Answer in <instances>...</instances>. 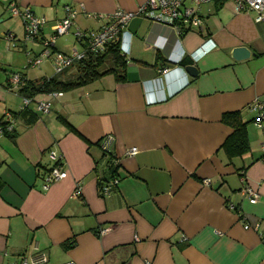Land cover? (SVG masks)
I'll return each instance as SVG.
<instances>
[{"label":"crops","instance_id":"1","mask_svg":"<svg viewBox=\"0 0 264 264\" xmlns=\"http://www.w3.org/2000/svg\"><path fill=\"white\" fill-rule=\"evenodd\" d=\"M10 1L0 0V118L6 110L17 116L0 140V264L40 252L44 264H264L263 129L251 109L264 101V21L256 12L236 10L234 0L214 12L206 1L202 25L180 27L136 13L120 36L124 78L107 73L63 90L41 112L35 106L43 93L25 110L27 94L11 87L10 74L51 76L52 57L24 63L67 5L76 10L73 27L100 29L108 18L97 13L136 11L146 0H16L46 17L37 43L25 38ZM58 36L53 51L85 47ZM238 44L252 55L235 59ZM77 62L61 77L74 75ZM235 110L247 121L250 149L229 156L223 142L234 127L223 116ZM52 149L67 175L46 188L44 176L57 162ZM245 179L259 192L256 201L242 194Z\"/></svg>","mask_w":264,"mask_h":264},{"label":"built area","instance_id":"2","mask_svg":"<svg viewBox=\"0 0 264 264\" xmlns=\"http://www.w3.org/2000/svg\"><path fill=\"white\" fill-rule=\"evenodd\" d=\"M209 0H146L136 11L125 10L121 7L116 8L107 14L103 12L97 13L99 18H108V21L100 29H83L79 26H74V16L76 10L70 5H67V15L56 21L53 24V33L50 37L42 40L43 48L39 53L32 55L26 64V67H36L40 65L46 58L52 57L55 68V74H63L75 62L83 60L89 53H98L106 49L107 44L115 39H119L123 26L128 22L129 18L136 13H141L149 16L156 22H163L175 26L183 25H202L204 20L199 12V5L202 2ZM236 10H254L256 12L255 19L264 21V0H234ZM9 11L12 15L19 16L25 26V38L37 43L38 37L45 25L46 17L37 14L29 5L21 7L16 0H11L8 4ZM73 32L80 43L84 44L83 49L75 47L71 53H66L61 50L53 51L51 44L54 43L59 34ZM13 39V41H12ZM10 45H15L16 41L12 37ZM29 77L24 72H14L10 74L11 87L22 88L28 81ZM41 97L36 98V109L41 112H48L52 106V99L55 96L63 94V90H51L42 92ZM34 96L25 95L26 105L29 104ZM35 99V98H34ZM251 109L255 111L253 121L263 129V139L261 141V150L264 156V101L255 100L251 104ZM16 116L13 111L6 110L0 118V140L1 137L8 131H13L15 128ZM137 148L129 149V152L135 153ZM50 156L61 161L62 155L52 149ZM55 163L44 176V187H49L54 181L59 180L67 175V170L58 162ZM114 182H117L115 179ZM111 184H106L105 190H109ZM81 182H77L75 192H81ZM242 194L249 196L251 200L256 201L259 197V192L249 185L244 180L242 186ZM252 224L245 223V227L249 228ZM259 222H256V226ZM186 238V236H184ZM264 241V233H262ZM47 261L45 253H36L31 257H22L20 260H15L10 264H44Z\"/></svg>","mask_w":264,"mask_h":264},{"label":"trees","instance_id":"3","mask_svg":"<svg viewBox=\"0 0 264 264\" xmlns=\"http://www.w3.org/2000/svg\"><path fill=\"white\" fill-rule=\"evenodd\" d=\"M188 61L190 60L187 57L181 60L184 64ZM126 65L127 55L121 47L119 38L109 42L106 49L102 52H91L86 58L78 61L76 64V72L71 77L63 78L61 77L62 74L56 73L51 76H44L39 79V81L28 79L27 83L20 90L29 96H34L36 93L44 91L58 89L67 90L93 81L107 73H114L118 79H123ZM28 108L29 106L27 105L24 109L28 110ZM14 115L17 116L16 112H14ZM223 120L234 127V130L223 142V147L229 156L239 155L249 150L250 144L247 133V121L242 118L240 111L235 110L225 113ZM113 163V167H111L113 173L118 174L120 164L118 160L116 161L114 158ZM101 181L103 182V180ZM74 243L75 238L65 241L64 246L68 247Z\"/></svg>","mask_w":264,"mask_h":264},{"label":"rangeland","instance_id":"4","mask_svg":"<svg viewBox=\"0 0 264 264\" xmlns=\"http://www.w3.org/2000/svg\"><path fill=\"white\" fill-rule=\"evenodd\" d=\"M207 2H209L214 7L213 11L215 12V11H218V9L223 4L224 0H209ZM216 2H217V6H216ZM58 38L60 39L61 43L63 42L65 44H67L68 46H72L73 44H76L75 46H77L78 42H79L73 32H67V33L59 34ZM72 47H74V46H72ZM40 49H41V47H40ZM30 51L32 53L27 52V57H26V61L24 63V66L28 63L30 57L35 54V52L33 50L30 49ZM47 66H48L47 70L51 71V74H49V75L54 74L55 73L54 66L52 65L53 67H51L50 64H47Z\"/></svg>","mask_w":264,"mask_h":264},{"label":"water","instance_id":"5","mask_svg":"<svg viewBox=\"0 0 264 264\" xmlns=\"http://www.w3.org/2000/svg\"><path fill=\"white\" fill-rule=\"evenodd\" d=\"M251 48L246 44H238L233 46L231 50V55L237 59L242 60L250 57L252 55ZM186 69L191 72L192 74H198L199 68L196 63H188L185 65Z\"/></svg>","mask_w":264,"mask_h":264}]
</instances>
